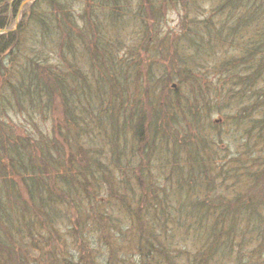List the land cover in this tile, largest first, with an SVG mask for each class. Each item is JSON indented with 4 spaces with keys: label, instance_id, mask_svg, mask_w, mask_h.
Here are the masks:
<instances>
[{
    "label": "trees",
    "instance_id": "obj_1",
    "mask_svg": "<svg viewBox=\"0 0 264 264\" xmlns=\"http://www.w3.org/2000/svg\"><path fill=\"white\" fill-rule=\"evenodd\" d=\"M20 2L21 0L12 2L11 0H0V13H7L6 18L13 19L18 12ZM168 2L172 7H177L180 1L161 0L162 6ZM200 2L199 0H185V5L191 8ZM220 2L224 15L217 7L216 16L220 21L214 24V28L205 24L206 18L198 23L202 31L205 29L203 34L195 33L194 36L189 37L191 31L188 34L186 30V33L181 34L186 35L180 37L182 43L179 41L171 44L176 49H180L189 40L186 49L192 50L188 55L182 54L176 64L170 66V70H174L173 74H168L163 70L159 76L148 80L143 79V81L141 71L136 72L130 61L127 64L122 63L123 59L116 56L115 51L119 43L114 44L111 41L116 35L109 37L107 34L109 32L107 21H112L113 29L114 26L124 25L123 20L121 23L115 20L128 10L124 0H82L79 18L82 26L75 23L74 12L69 8L68 0H33L21 9L20 18L25 19L27 24L25 27L19 26L11 36L7 34L0 37V55L5 52L10 53L14 47L18 50L22 36L27 38L29 32H32L29 40L23 43L29 44L30 51L38 59L37 61L33 58L25 60L26 67H23L22 71L15 72L20 77L18 85L12 84L14 85L12 89L16 91L14 101L17 107L13 108L11 98L6 100L16 113V117L20 114L22 120L14 126L5 119H0V183L9 188L10 192L12 190L15 192L18 178L24 186L26 185L28 200L32 204L28 213L33 216L47 217L44 215L46 207H49V212L52 213V201L47 199L48 194L59 188L69 209L76 211L77 207L82 206L84 212L89 210L90 218L94 222L103 223L110 217L104 211L100 212L99 206L103 209L104 202L111 203L116 200L123 202V196H125L130 198L131 204L136 208L128 213V224L130 227L134 226L135 230L134 238L130 240L132 250L137 255V258L132 261L133 264H149L154 257V261L158 264L160 261L172 264L171 262L176 260V257H170L173 256V250L184 253V260L189 264L209 263L221 252H225L228 257L231 255L229 252L232 251L236 254L234 258L236 264H264V225L261 224L264 221V195L257 196L261 198L260 200L252 199L255 196L254 187L258 191L264 189V184L254 185L255 181L264 177V156L262 157V154L251 156L245 154L246 151H239L229 160L218 162L216 158L214 159L215 168L219 169L216 176L220 181L243 180L251 177L253 184L250 183L248 187L251 190V193L246 196L248 200L239 198V196L237 201L234 199L231 203L224 205L225 203L220 201V199L223 200V195L212 196L214 198L212 199L207 197L210 194H204L205 199L194 201L192 198L195 195H191L192 192H186L185 187L188 185L191 191H195L202 184L201 180L207 172L203 159L206 157L207 150H210L215 142L207 140L203 126L205 117L201 115L203 112L201 104L203 103H199L197 97L190 101L194 103L191 105L188 104L187 99H183L182 102L176 98L173 100L164 98L166 87L164 80L167 83V80L174 79L181 80L178 84L186 80L189 84L197 86L198 89L194 90H197L199 97L205 99L207 96L203 87L207 89L206 91L211 87L210 75L208 73L206 75L205 72L201 73L203 83L195 81L200 77H194L192 82H189L187 77H182L185 73L183 70H192L203 63L206 53H209L208 50L212 48L210 43L212 40L214 46L240 42L238 50H234V55L221 65L231 67L226 72H217V79L222 77L224 80L222 87L218 88L221 90L219 92L222 95L225 93V97L230 100L229 107L232 110L237 107L236 104L239 105L230 117L235 125V131L243 128L246 122H256L259 125L257 128L261 131L258 130L254 145H258V142L263 139L264 0H220ZM122 8L123 11H121ZM156 9L157 7L150 0H138L134 16L139 23L140 37L148 36L150 26L154 27V33L158 32L161 24L158 20L155 21V18L162 15L161 12L156 14ZM151 11L154 12L152 17H150ZM128 13L130 14V11ZM182 20L186 21L184 14ZM6 24L7 20L0 21V28ZM191 24L192 21L189 25ZM205 34H211V37H215L216 40L209 41L210 38H207ZM15 36L20 37V42L16 43ZM76 43L83 45L80 52H87L88 63L95 70L94 74H97L96 76L102 81L101 83L96 80L94 87V81H84L87 105H83L81 90L79 93L75 90L72 92L68 80V78L73 79L72 73L78 74L79 70L72 63L74 60L72 55L77 48ZM154 44L158 46L156 49H154ZM142 45L140 44L141 48ZM161 45L163 46V39L161 41L157 37L146 38L145 54L150 53L152 49L159 52ZM59 49H61L60 53ZM131 50L135 54L137 45L129 46V51ZM52 52H55L57 56L54 57L56 62H49V58L47 59ZM10 54L16 56V52ZM91 61H96V65L94 66ZM140 61L143 66L145 60L141 56ZM221 66L219 70L222 69ZM43 69L47 75L38 76V72ZM177 70L180 71L177 73ZM227 79H232L234 84L232 87L227 85ZM105 80L108 85H105ZM125 86L136 87L132 95L123 90ZM172 94L176 96V90ZM61 95L65 105L62 118L52 112ZM25 97L31 107L29 110L22 104ZM73 98L80 99V102L70 104ZM96 101H99L98 104L95 103ZM240 102L247 103L248 108L245 103V107H241ZM46 104L49 108L43 107L41 114L39 109L41 105ZM45 110L49 111L45 113ZM39 115L43 119H51V132L38 128L36 119ZM106 121L110 124L109 131L113 139L108 144L110 152L103 155L105 159L109 156L113 163L119 166L128 142H130L131 151L127 159H134V170H120V174L123 175V184L120 187L113 186V180H110V176L107 175L110 167L103 166L105 165L103 160H96L89 156L92 162L81 165V160L77 158H83L85 153L84 146L79 147L78 145V135H88L90 138L95 134H89V132L94 130L101 132L102 128L107 125ZM56 122L58 124H55ZM126 128L130 130V135H124ZM67 142L72 145L68 149L70 153L64 144ZM166 152L171 155V166L182 172L180 182L176 181L175 193L180 198L178 200L180 204L175 208L174 214L184 216L180 217L181 220H177L176 223L181 224L183 220L182 224L187 228L200 229L196 230L195 234L207 241L206 246L201 248V253L199 250L193 252L185 245L180 247L173 232L169 236L172 238L173 245H169L168 240L165 241L167 234L170 233L166 231L168 221L163 220L162 213L169 208L168 197L161 198L153 194L155 184L150 180H145L142 173L147 172L141 169L143 164L150 163L151 156L155 158L165 155ZM179 156H183L181 164L177 163ZM41 171H44L43 178L40 175ZM129 174L133 176L130 177ZM165 178L169 180L170 175L168 174ZM210 180L211 182L206 183V186L210 185L214 190L213 186L216 184L213 178ZM143 184L145 191L141 193ZM218 185H221V182ZM100 189L103 191L102 197L97 194ZM18 192L17 190V193H14L7 201L0 195V222L8 223L7 226H3L9 230V233L12 232L11 223L14 221L12 213L3 210V204L10 201L14 203L17 196L22 199V193ZM132 196H134L133 199ZM216 197L219 199L216 200ZM87 206L88 209H86ZM149 209L151 212L152 209L155 211L154 216L139 219L138 214L144 211L148 213ZM241 216L245 221H239ZM239 223H243L242 229L238 228ZM236 236L238 237L235 238ZM1 239L0 249L9 247V244L5 246V241ZM250 243H255V245L248 252L254 250V256L257 258L252 256L241 258L239 254L246 251ZM6 252L9 254L7 249ZM135 253H127V255L131 257ZM223 261L225 262V259Z\"/></svg>",
    "mask_w": 264,
    "mask_h": 264
},
{
    "label": "rangeland",
    "instance_id": "obj_2",
    "mask_svg": "<svg viewBox=\"0 0 264 264\" xmlns=\"http://www.w3.org/2000/svg\"><path fill=\"white\" fill-rule=\"evenodd\" d=\"M12 1L13 0H11V2ZM124 1L128 6V10L123 16L116 17L115 19L117 20V23H121V20H123L124 25L120 24V26H114L113 29L112 21H107V29L109 31L107 34L109 37L113 34L116 35L111 39L114 44L119 43L117 46L118 49L115 51L116 56H118L119 59H123L121 60L122 63L127 64L130 61V64L133 65L136 72L141 71L143 75L142 81L143 79L148 80L151 79V77L154 78L159 76L163 70L172 75L174 70H170V66L175 65L177 59L182 56V54L188 55L192 52V50L186 49L187 45H189V40H187V42L180 49H176L171 44L181 41L180 37L186 35L181 34L186 33V30L188 31V34L189 31H191L189 37L194 36L195 33L203 34L205 29L202 31L200 29V24L198 23L202 20L204 21L206 18L207 20L205 21V24L214 28V24L216 25V23L220 21L216 16L217 12L215 10L217 7H219L221 14L224 15V11L220 8V0H199L201 1L200 4L191 8L185 5V0H179L180 2L177 7H172L169 2L168 4H163L162 6L161 0H150L157 7L156 14L161 12L162 16L158 17L157 19L155 18V21L158 20L161 26L159 25L158 32L156 33H154V27L150 26L148 36L140 37L141 34L139 33V23L137 18L134 16L138 0ZM31 2L33 1L21 0L19 6H22L23 8L25 5H28ZM68 3L70 5L69 8L74 12L75 23L79 26H82L83 24L79 19L82 9V0H68ZM121 11H123V8ZM129 11L130 14L128 13ZM6 14L7 13H0V21L7 20L6 29L12 30L10 32L0 33V37L7 34L11 36L15 33V31H17L19 26L25 27V24H27L25 19L20 18V13L19 15L17 13L13 19L6 18ZM183 14L185 15L186 21L182 20ZM153 15L154 12L151 11L150 17ZM191 21L192 24L190 26L189 23ZM29 33L30 34L27 36V38L22 36L23 39L21 42L19 41L20 37L18 38L15 36L17 40L16 43L20 42L19 49L17 50V47H14L10 53L16 52V56L10 53L6 54V52L0 55V119H5L14 126L15 124H19V120H22V117L20 114H17L16 117V113L13 112L11 106L8 105L6 100L11 98L13 108L17 107L14 101V98L16 97V91L12 88L14 85H18V80L20 77L16 75L15 72L17 70L22 71L23 67H26L27 64L25 60H30L33 58L35 61H37L38 59V57H36L35 54L30 51L29 44L27 45L26 43H23L24 41L29 40L32 32ZM205 35L207 38H210L208 39L209 41L215 39V37H211V34ZM150 37H157L161 41L163 39V46L161 45L159 52L152 49L150 53L145 54V41L146 38ZM115 39L117 41H115ZM213 42V40L210 42L212 48L208 50L209 53H206L203 63L199 65V67L195 66L192 68V70L190 69L186 71L184 69L183 71L185 73L182 74L184 75L182 77H187L189 82H192V78L194 77H200L198 80L194 79L198 83H203L204 81L201 77V73L205 72L206 75L207 73L210 75L209 82L211 83V87H209L208 91H206L207 89L203 87V90L205 91L204 93L207 96L205 98L206 101L204 98L202 99L199 97L197 90H194L196 88L198 89L197 86L193 85L192 83L189 84L186 80H182V83L178 84V82L181 80L174 79L167 80V83L164 80L163 83L166 85L164 88V98L166 100H173V98H176V100L182 102L183 99H187L189 100L188 104L191 105L194 103L190 101H193L195 97H197L199 103H203L201 104V111H203L201 112V115L203 114V117H205L203 118L205 135H207V140L215 143L213 147L210 148V150H207L205 154L206 157L203 159L204 167L207 172L205 177H203L201 180L202 184H200L198 189L195 191H191L188 185H186L185 189L186 192H192L191 195H195L194 198H192L194 201L205 199L203 198L204 194H210L207 197L211 198L212 196L223 195L224 198L223 200L220 199V201L222 203L224 202V205H226L229 202L231 203L234 199L237 201L239 196V198H246L248 200L249 198L246 196L251 193V190H249L248 187L250 186V183L253 184V182H251V177L245 178L243 180H218L216 175L218 174L219 169L215 168L214 159L216 158L218 162L222 160H229L239 151H246L245 154H250L251 156L254 154H262L263 157L264 134L262 135L263 139L258 142V145H254V139L257 137L258 130L261 131V129L257 128L259 126L258 123L246 122L243 128H240V130L237 132L235 131V125L230 117L233 115L234 111L238 109L239 105L236 104L237 107H235L233 110L231 107H229L231 104L230 100L225 97V93L222 95V93L219 92L221 91L219 88L222 87L224 80H222V77L217 79L216 75L218 71L226 72L227 69L231 67L229 65H221L234 55V50H238L240 42H235V44L223 43L218 44V46H214ZM76 44L77 48H75L72 55L74 60L71 62L74 63L79 69L78 74L72 73L73 79L67 78L70 82V89L72 92L75 90L76 93H79L81 90L83 93L81 100L83 105H87V99L85 98L86 89L83 87L85 85L84 81H94L93 87L95 86L96 80L100 81L101 83L102 81L99 80L98 76H96L97 74H94L95 70H93L91 65L88 63V57L86 56L87 52H80V50L83 48V45L80 43ZM140 44H143L142 48ZM133 45H137L135 54L132 50L129 51V46ZM157 47V44H154V49ZM195 47L197 48V46ZM177 50L181 53H179ZM58 51L60 53L61 49ZM54 53L55 52H52V55L47 57V59L49 58V62L57 61L54 58L57 57ZM140 56L143 58V60H145L143 62V66L141 65L142 62L140 61ZM102 61L106 62V60ZM18 62L21 63L17 64ZM91 63L94 66L96 65V61H91ZM219 66H221L222 69L219 70ZM179 71L177 70V73ZM46 75L47 73L44 69L38 72V76ZM194 80L193 83H195ZM104 83L105 85H108L106 80ZM173 84L175 85V88H172L171 85ZM227 85L230 87L234 85L232 79H227ZM135 88L136 87L125 86L123 87V90L132 95ZM100 90H103L102 86L100 87ZM175 90L176 96L172 94ZM79 102L80 99L73 98L70 104H78ZM98 102L99 101H96L95 103L98 104ZM244 103L240 102L241 107H245L246 105L248 108L247 103H245V105ZM22 104L24 108L28 107L27 110L31 109V107H29V101L27 100V97L22 100ZM38 104L39 103L37 102V105ZM43 107L49 108L48 104L41 105V109H39L41 114L43 113ZM209 109L210 111L208 112ZM47 111L49 110H45V113ZM52 112L56 113L60 118H62L64 115L63 113L65 112V105L63 104L62 95L57 101L56 107H54ZM17 113H19L18 110ZM251 117L254 116L251 115ZM56 119L59 120L58 117H56ZM36 122L40 130H48L51 132L50 118L43 119L41 115H39V117L36 119ZM106 123L107 125L102 128L101 132L100 130H94L93 132L90 131L89 134H95L90 138H88V135H78V141L80 142H78V145L79 147H81V145L84 146L85 153L83 154V158H77L81 160V165H86L87 163L90 164L92 162V159L88 158L89 156L94 157L96 160H103L105 164L103 166L106 168L110 167L107 175L110 176V180H113V186L120 187L121 184H123V175L120 173L121 171H132L134 159H127L129 157V152L131 151L129 148L130 142L127 144L125 153L121 156V163L119 166H116V164L113 163L111 157L107 156L105 159V156L103 155L110 152V145L108 144L111 139H113L109 131L110 124L108 121H106ZM55 124L58 123L56 122ZM124 131V135L131 134L128 128L124 129ZM38 138L40 139L41 137L39 136ZM64 144L67 146L68 153H70L68 149L69 147H72V145L70 142ZM101 147L102 149H100ZM157 155L159 154L157 153ZM182 157L183 156L177 157L178 164L182 163ZM149 160L150 163L147 162L143 164V168L141 169L143 172H147L142 173L144 174L143 176L145 177V180H150V182L155 184L153 194H155L157 197H168L167 202L169 203V208H167L168 210L165 213H162L163 220L168 221L166 231L170 233L167 234L165 241L168 240L170 243L169 245H173L172 238L169 237L171 232H173V235H175L174 238L178 240L180 247L185 245V247L190 248L191 251L196 252L199 250L201 253V248L206 246L207 241L203 239V237H198L197 234H195L196 230L200 229H195L192 227L187 228L186 225L182 224L184 223L183 220L181 221V224L176 223L177 220H181L180 217L184 216L182 214H174L175 208L178 204H180V201H178L180 198L177 197L175 193L177 189L176 181L180 182L182 172L180 170H175V167L171 166V155L169 152H166L165 155H159L155 158L151 156ZM168 174L170 175V179L166 180L165 177ZM40 175L43 178L44 171H41ZM129 176L132 177L133 174H129ZM211 178H213V182L216 184L213 186L214 190L211 189L210 185L206 186V183L208 184L211 182ZM263 178L255 181L254 185L264 184ZM220 182L221 185H218ZM131 184H133L132 181ZM18 185H21L22 187H19ZM14 190L15 192L13 190L10 192L9 188L4 187L0 183V195L2 198H6L5 201L9 200V197H11L14 193H17V190L22 193V199L16 194V199L19 200L15 199L14 203L10 201L9 203L5 202L3 204V210L5 212L12 213L11 215L14 222L11 223L13 226L11 233H9V230L5 229L3 226H7L8 223H4L3 221L0 222V238L5 241V246L9 244V247L5 248L10 254L9 255L6 252V249H0V264H133L132 261L137 258L135 251L132 250V244H130V240L134 238L135 230L134 226L130 227L128 224V213L129 211H134L136 209L131 204L130 198L123 196V202L118 200L111 203L104 202L103 206L105 207L102 209L99 206L98 209L100 212L104 211V213H106L110 219L103 223H96L90 218L91 215L89 214V210L84 212V208H82V206L77 207L78 210L76 211L69 209L59 188L54 189V192L48 194L49 198L47 199L52 201V213L49 212V207H46V214L44 215H47V217L33 216L31 213H28V209L31 208L32 204L31 201L28 200L29 198L26 185L24 186L19 178L17 179L16 189ZM98 191V196L102 197V189ZM140 191L141 193L145 191L144 184ZM254 194L255 196H253L252 199L260 200L261 198L257 196L264 195V189L258 191V189L254 187ZM133 197L134 196L131 198L133 199ZM218 199L219 198L216 197V200ZM18 204H20L22 208H20L21 206ZM88 208L89 207L87 206L86 209ZM81 212L84 213L82 214ZM157 212L159 213V211ZM81 214L83 216H81ZM153 214H155V211L152 209L151 212V209H149L148 213L144 211L139 213L138 217L139 219L144 218L145 216L152 217L154 216ZM254 216H256V214H254ZM241 220L245 221L242 216L239 218V221ZM189 221L190 220H188V222ZM261 224L264 225V221L263 223L261 222ZM205 225L206 224H204V226ZM239 227L242 229L243 223H239L238 228ZM254 245L255 243L248 244V249L239 254L240 257L245 258L247 256H252L253 258H257L254 256V250L248 252V250ZM127 253H135V255L129 257ZM229 253L231 255L226 257V253L221 252L219 255H217V257L214 256V258L211 259L209 263L204 262V264H236L234 259L236 254L233 251ZM183 255L184 253L174 250L173 256L168 254L170 257H176V260L171 262L172 264H189L186 260H184ZM154 258L151 259L149 264H158V262L156 263L154 261ZM203 259L204 258H202V260ZM224 259L225 262L223 261ZM159 264L166 263L164 261H160Z\"/></svg>",
    "mask_w": 264,
    "mask_h": 264
}]
</instances>
